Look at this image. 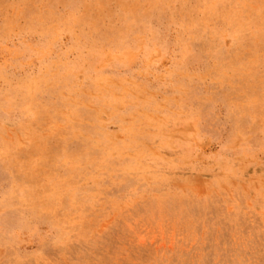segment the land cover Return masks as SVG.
<instances>
[{
  "label": "rangeland",
  "instance_id": "1",
  "mask_svg": "<svg viewBox=\"0 0 264 264\" xmlns=\"http://www.w3.org/2000/svg\"><path fill=\"white\" fill-rule=\"evenodd\" d=\"M0 264H264V0H0Z\"/></svg>",
  "mask_w": 264,
  "mask_h": 264
}]
</instances>
